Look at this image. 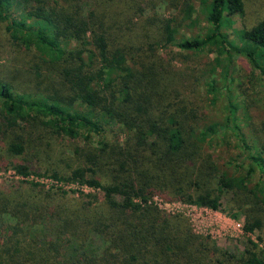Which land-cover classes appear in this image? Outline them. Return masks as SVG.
<instances>
[{
	"label": "trees",
	"instance_id": "1",
	"mask_svg": "<svg viewBox=\"0 0 264 264\" xmlns=\"http://www.w3.org/2000/svg\"><path fill=\"white\" fill-rule=\"evenodd\" d=\"M149 1L0 0L10 40L38 54L45 80L32 95L0 82V171L24 179L11 185L18 198H0V264H264V144L242 131L246 105L233 76L215 79L230 48L264 78V19L238 32L240 47L223 27L244 12L243 0L202 1L213 26L205 38L147 15ZM161 1L185 19L196 11L195 0ZM169 48L215 57L192 77L165 64L160 50ZM179 82L202 88L207 113ZM52 138L77 145L44 171L31 156L46 162ZM31 176L97 193L67 201L68 191ZM158 199L241 213L246 248L222 249Z\"/></svg>",
	"mask_w": 264,
	"mask_h": 264
},
{
	"label": "rangeland",
	"instance_id": "2",
	"mask_svg": "<svg viewBox=\"0 0 264 264\" xmlns=\"http://www.w3.org/2000/svg\"><path fill=\"white\" fill-rule=\"evenodd\" d=\"M195 0V13L188 19L182 9H174L167 3L161 0H150L145 8L147 15H152L156 12L159 17L165 19L174 18L182 26V31L185 36H201L206 37L213 33V26L208 22V11L204 10V2L210 4L211 0ZM244 12L231 17L232 25L223 27V32L228 36L229 42L234 46L242 47V42L239 39L238 32L241 30H250L264 19V0H243ZM6 23L0 20V82H9L20 93L34 94L37 90L44 88V67L40 57L35 51L26 50L21 46L13 43L6 30ZM161 57L166 65H170L176 70H183L195 76L200 69H204L213 62L215 56H209L207 53H188L176 48L160 50ZM228 58L225 59V64L228 66L221 69L216 76V80L223 82L226 72L229 71L235 80V97L238 101L244 102L245 110H241L239 124L244 134L253 142L256 138L261 139L264 144V78L261 74L254 70L247 57L237 54L234 48H230ZM231 57V58H230ZM226 58V57H225ZM230 64V65H229ZM179 89L184 92V98L193 101V105L199 108L204 114L207 110L204 109L202 88L193 86L188 88L186 84L179 82ZM204 90V87H203ZM255 138V139H254ZM5 135L0 132V150L5 145ZM48 154L46 153V162L42 159L38 160V155L31 156L33 163L42 161L43 170H48V166L54 167L58 158L67 152V155L72 154L73 146L77 143H71L62 138H52L48 141ZM51 159L50 161L48 159ZM58 165V163H57ZM22 177H18L14 170L5 169L0 171V198L5 201H14L20 196L17 187H11L15 181H23ZM26 181H34L43 185L45 188L60 187L68 191L67 201H79V194L76 191H83L86 194H96L89 188H82L79 184L59 182L51 177H36L31 176ZM12 192H15L11 194ZM10 193V194H9ZM99 194V193H98ZM231 195H226L225 204L230 200ZM158 205L167 213L182 214L190 219L193 228L198 234L212 237V239L222 249L231 253L242 252L248 244V236L242 230L244 215L239 214L238 218L230 216L227 212H216L208 208H201L194 205L174 202L171 204L165 203L163 200H156ZM7 224L14 221L5 219ZM4 224V226H7ZM258 234L252 237L257 240ZM260 235V234H259ZM95 246H101V239L97 236L92 238Z\"/></svg>",
	"mask_w": 264,
	"mask_h": 264
}]
</instances>
